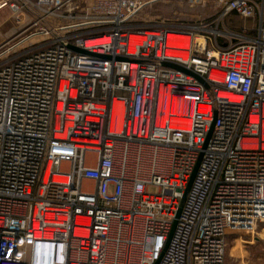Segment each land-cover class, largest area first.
Masks as SVG:
<instances>
[{"label":"built area","instance_id":"built-area-1","mask_svg":"<svg viewBox=\"0 0 264 264\" xmlns=\"http://www.w3.org/2000/svg\"><path fill=\"white\" fill-rule=\"evenodd\" d=\"M158 1L0 0L33 17L0 45V264H226L264 230V0L137 24Z\"/></svg>","mask_w":264,"mask_h":264},{"label":"rangeland","instance_id":"rangeland-1","mask_svg":"<svg viewBox=\"0 0 264 264\" xmlns=\"http://www.w3.org/2000/svg\"><path fill=\"white\" fill-rule=\"evenodd\" d=\"M216 0L192 2L191 0H161L147 6L136 18L140 25H150L148 29H156L158 25L198 27L207 24L218 17ZM235 18V17H234ZM239 27L249 23L235 18ZM33 18L26 13H14L10 9L0 12V42L13 46L15 43L26 40L30 36L27 29ZM227 27V26H226ZM34 38L18 49L8 58L27 51L31 42H38ZM2 43V44H3ZM260 228L254 234H231L228 237L226 264H264V238Z\"/></svg>","mask_w":264,"mask_h":264},{"label":"bare ground","instance_id":"bare-ground-1","mask_svg":"<svg viewBox=\"0 0 264 264\" xmlns=\"http://www.w3.org/2000/svg\"><path fill=\"white\" fill-rule=\"evenodd\" d=\"M143 39H144L143 37H133L131 44L132 45L140 44L143 41ZM107 42H108V39H103V40L97 42L96 44H104V43H107ZM169 44H170V46L175 47V48H187L190 45V38L186 37V36L178 37V36L170 35L169 36ZM62 87H63V84H62ZM221 97L224 98V97H226V95L222 94ZM173 127H178L180 129H183V130L187 129L185 122H182V124L179 125V126H176L174 124ZM49 170H50V168H48V171L45 174V177H44L45 181H47L49 179V176H50V171ZM54 181L57 182V183H65L67 180L64 177H55ZM262 237L264 238V230H263V233H262Z\"/></svg>","mask_w":264,"mask_h":264},{"label":"crops","instance_id":"crops-1","mask_svg":"<svg viewBox=\"0 0 264 264\" xmlns=\"http://www.w3.org/2000/svg\"><path fill=\"white\" fill-rule=\"evenodd\" d=\"M217 11H218V15H219V13H220V10L219 9H216ZM232 16H234V14H232V15H230L229 17H227L226 18V20H228V19H230V18H232ZM32 17V16H31ZM235 18H237V16H234ZM33 18V17H32ZM242 19V18H241ZM226 20H225V25L227 26V24H226ZM245 22H248L249 24L247 25V26H245V27H251L252 25H253V22L251 21V20H246V19H243ZM238 23H237V21H233V25L234 26H238L237 25ZM242 28H244V27H241V29ZM241 29H238V30H241ZM2 43L3 42H0V45H2ZM4 44V43H3Z\"/></svg>","mask_w":264,"mask_h":264},{"label":"trees","instance_id":"trees-1","mask_svg":"<svg viewBox=\"0 0 264 264\" xmlns=\"http://www.w3.org/2000/svg\"><path fill=\"white\" fill-rule=\"evenodd\" d=\"M234 16H235V15H234ZM234 16H232V18L226 20L227 27H228V28H231V29H235V30L241 29V27H239V26H234V25H233V21H235ZM237 18H239V17H237ZM240 19H241V18H240ZM236 21H237V20H236ZM237 25H238V24H237Z\"/></svg>","mask_w":264,"mask_h":264},{"label":"water","instance_id":"water-1","mask_svg":"<svg viewBox=\"0 0 264 264\" xmlns=\"http://www.w3.org/2000/svg\"><path fill=\"white\" fill-rule=\"evenodd\" d=\"M212 131H213V130H211V132H210V135H209L208 141H209V139H210V137H211ZM198 166H199V164L197 165V167H196V169H195V171H194V173H193L192 180L194 179V177H195V175H196V172H197ZM192 180H191V181H192ZM178 215H179V213H178Z\"/></svg>","mask_w":264,"mask_h":264}]
</instances>
